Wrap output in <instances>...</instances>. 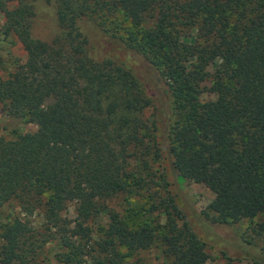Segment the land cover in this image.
Listing matches in <instances>:
<instances>
[{
  "label": "trees",
  "instance_id": "1",
  "mask_svg": "<svg viewBox=\"0 0 264 264\" xmlns=\"http://www.w3.org/2000/svg\"><path fill=\"white\" fill-rule=\"evenodd\" d=\"M45 1L55 24L39 34L32 0H0L3 40L25 53L0 73V106L37 126L0 136V207L16 200L29 214L37 204L47 223L40 240L20 216L0 214V264H32L48 242L55 264H147L132 257L152 248L162 264H221L208 262L152 169L162 145L182 178L213 193L205 232L257 219L251 229L264 235V0ZM109 45L142 55L154 81ZM156 74L167 103L153 96ZM139 190L138 209H107L94 226L104 203ZM70 205L74 219L63 215Z\"/></svg>",
  "mask_w": 264,
  "mask_h": 264
},
{
  "label": "rangeland",
  "instance_id": "2",
  "mask_svg": "<svg viewBox=\"0 0 264 264\" xmlns=\"http://www.w3.org/2000/svg\"><path fill=\"white\" fill-rule=\"evenodd\" d=\"M35 11H36V31L39 34H44L45 31L53 28L55 24V12L48 5L45 0H32ZM16 5V1H10L6 3L7 9H12ZM5 21L4 12L0 11V73L4 74L3 67L11 69V59L18 58L23 60L25 53L21 45L10 36L7 41L3 40L1 34L2 27ZM52 27V28H51ZM107 54L122 60L127 57L130 61V67L133 69L142 71L143 79L145 82L154 81V73L151 65L148 61L143 58L142 55L132 52L130 49L124 47L109 45L106 49ZM217 66V62L213 65L210 64L207 70L212 73ZM143 67V69H142ZM156 73V71H155ZM157 82L160 88L155 92L154 97H157L159 101L167 103V92L166 85L159 79L156 74ZM204 85L208 86L209 82L206 81ZM150 93V92H149ZM215 95L208 92H203L200 95L202 100L214 99ZM169 102V101H168ZM150 113H155V118L158 120L159 134L163 133L161 130V124L159 121L158 113L154 106L149 109ZM148 112L146 111V115ZM37 126L34 123H28L18 118L6 115L0 106V136L9 139L13 138L15 132L26 133L35 131ZM161 130V132H160ZM161 139V144H163ZM153 171L157 174L163 172L165 179L169 183V189L175 196L178 207L185 214L192 229L197 235L205 242L206 252L208 254L209 263H221L227 262L231 264H253V261L258 260L264 263V235H257L251 229L257 219L253 220H242L236 223H231L227 229L221 230V232H205L198 221L200 219L211 223L209 217L210 213L207 211V205L213 199V193L202 183H196L191 179L182 178L179 173L173 168L172 162L168 154L166 153L165 147L162 145V158L152 165ZM143 193L139 190L135 194H131L128 197L124 195L122 197L111 198L104 203V210L100 216L94 222V226L98 224H104L107 220L106 211L107 209H114L120 211L124 215L129 216L132 209H138L143 204ZM32 211L29 214L24 213L17 204L16 200H12L0 207V214L2 216H14L18 215L22 218L30 233L34 236H38L47 225L43 215V208L37 204L33 206ZM63 215L67 219H74L75 213L73 206L70 205L63 212ZM42 234L39 235L41 240ZM235 238V239H234ZM237 238H243L249 244H239ZM50 242L43 245L42 250L39 251L36 259L32 264H55L52 254L49 251L51 247ZM134 259H138L147 264H162L164 258L160 253L159 249L152 248L148 250L138 251L134 253Z\"/></svg>",
  "mask_w": 264,
  "mask_h": 264
}]
</instances>
